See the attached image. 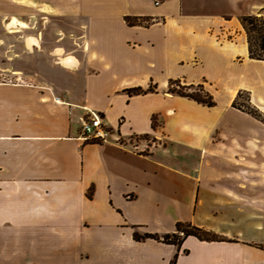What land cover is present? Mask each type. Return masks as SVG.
Returning <instances> with one entry per match:
<instances>
[{"label":"crops","instance_id":"crops-1","mask_svg":"<svg viewBox=\"0 0 264 264\" xmlns=\"http://www.w3.org/2000/svg\"><path fill=\"white\" fill-rule=\"evenodd\" d=\"M260 1L0 0V264H264V198L248 202L233 188L264 186V141L231 106L247 87L229 90L221 117L217 101L208 112L169 95L172 81L212 97L227 88L178 74L204 58L225 57L236 76L264 65L249 59L241 26L262 14ZM238 30L239 44L226 35ZM80 77L103 81V92L88 94ZM117 96L126 110L154 107L146 125L110 119ZM58 97L100 114L110 143L86 144ZM179 225L225 242L164 244Z\"/></svg>","mask_w":264,"mask_h":264},{"label":"rangeland","instance_id":"rangeland-1","mask_svg":"<svg viewBox=\"0 0 264 264\" xmlns=\"http://www.w3.org/2000/svg\"><path fill=\"white\" fill-rule=\"evenodd\" d=\"M259 1L260 0H256V2H259ZM263 2H264V0L260 1V3H262V4H263ZM261 12H262V14H264V6H263ZM226 35L228 36V38H230L232 40V42H234L233 40H235L237 38L236 42H237V44H239L243 41L241 35H244V32H242V31L239 32V30H238L237 33L232 31L230 33H227ZM237 35H238V37H236ZM224 39H226L225 36H224ZM119 45H121V44H119ZM205 51L208 53H211L209 50H205ZM208 53H206V54H208ZM204 60L205 61H202L203 62L202 67H200L198 69H193L191 67H185L184 70H179L178 74L179 75L181 74L183 77L189 78L191 80H194V79L198 80L201 75H205V77H207V79H209L210 82L214 84L213 87H217L218 89H222L223 85L227 86L226 89L219 90L218 93L216 94V96H213L215 102L217 101L216 102L217 103V108H216L217 112L213 115H217L219 117L224 116L226 113L225 111L227 110V103L229 102V99H230L229 90L234 89L236 86L239 87L241 85H244V87H247V90L240 88L236 92L234 98H232L231 106L237 101V97L240 94H242L241 99L238 100L236 103L237 108H245V109H248L250 111H253L258 116L264 117V65L263 64H255V66H252L254 64H251V66H249L245 69H243V68L241 69L240 67H238V76H236L235 71L237 70V68L236 67H230L227 63H225V60H226L225 57H223L220 60L219 58L216 59V56H215V61H220V63H215L214 60L210 57H208L206 59L204 58ZM238 61L243 62V59L239 58ZM253 67H254V69H253ZM80 76H81V74H80ZM80 78H81L80 84L82 85L81 88H87V89L91 88L90 90H87L88 94L95 96L99 92L100 93L103 92L102 88H100V86L103 85V81H101V82L95 81V83L90 87V85L88 83L89 81H87L85 78H82V77H80ZM173 82H176V81H172V83ZM179 85L181 87H188L189 86L188 84L183 86L182 82H179L177 85L174 84L172 89L175 91H179ZM112 88H115V83L112 86ZM155 89H156V93H158L160 95V91L158 92L159 87L157 86V87H155ZM170 90H171V88L169 89V93H170ZM195 91H196V88H194V90L188 91V92L193 93ZM169 95L172 96L173 98H175L176 101L186 100V99H182V98L178 97L176 94L172 95V93H170ZM103 96L104 95H102L99 98L96 97L95 99H92V100H102V99H104ZM122 99H123L122 96L114 97L113 102L114 103L117 102L116 107H118V109H120V110L117 112L109 113V115L111 116L110 119H115L116 116L122 115V117L120 116L117 119V122L119 123L120 126L126 124L127 117L128 118L132 117V121L135 122V124H137V125H140V126L146 125L148 115L151 113V111H153L154 107H152V106H150L144 102H139L137 104V106H134L133 108L126 110L123 107L120 108V105L122 104ZM248 99L251 100V104L249 103ZM216 109H213V110L206 109V110H208V112H210V111L214 112V110L216 111ZM256 109H258L259 112ZM182 112H184V111H181V113ZM124 114L126 117H124ZM74 117H76V116H74ZM107 119H109V118H107ZM252 121L255 124L253 127L251 125H247L250 132H253L254 136L256 135V137H258L259 139L264 141V127L261 126L260 124H258L257 122H255L254 120H252ZM153 124H154L155 128H158V126H160V124H162V120H160L159 115H155ZM78 125H79V123H78ZM78 125H77V128H78ZM138 130L142 131L143 128L140 127ZM177 135H179V134H177ZM144 139H147V138L142 137V138L138 139V141L144 140ZM162 142H163V140L161 138H154L153 141H152V139H147V144L150 146H153L154 144L155 145L161 144ZM177 160H180V159L171 160L167 164H172V165L176 166ZM195 162L196 161H194V159H192V164H194ZM192 164H188V166L191 167ZM233 188H234L235 192H237L241 196H244L245 198H247L248 202H251L252 200L260 201L264 198V186L259 187V188H257V187L253 188V187L248 186V188L245 187L244 189H238V187L235 186ZM241 190H243V191H241ZM202 194H203V192L201 193V195ZM209 198H210V196L208 195L207 199H209ZM211 201L216 203L214 201V199H211L210 201H208V203H212ZM221 202H219V203H221ZM223 203H227V202H223ZM262 235L263 236H261V238L264 239V234H262ZM180 236L183 237L182 235H180Z\"/></svg>","mask_w":264,"mask_h":264},{"label":"trees","instance_id":"trees-1","mask_svg":"<svg viewBox=\"0 0 264 264\" xmlns=\"http://www.w3.org/2000/svg\"><path fill=\"white\" fill-rule=\"evenodd\" d=\"M241 26L247 37V45L249 51V59L251 61L264 63V15H259L255 17H244L241 19ZM177 85L178 83H170V93L172 95L176 94L178 97L182 99H187L192 101L200 106H203L207 109H214L216 107V103L214 98L205 91L203 86H190V87H181L179 85V91H175L172 89L173 85ZM196 88V91L193 93H189L188 91H192ZM154 91L150 88L148 91H144L143 89H134L128 90L125 93L127 96H141L149 93H153ZM242 94L237 97V101L241 99ZM237 101L232 105V108L244 113L260 124L264 126V117L258 116L253 111H250L245 108H237ZM251 104V100H249ZM253 109V108H252ZM254 110V109H253ZM258 112L259 110L256 109ZM256 111V112H257ZM90 199L92 198V190L90 191ZM178 235L167 236L163 239V243L170 246L181 247L185 240L189 238H194L201 243H223L225 242L218 236L205 233L199 229L191 228L190 226L179 225L177 227ZM182 235L183 237H181ZM156 237H147V239H152ZM181 238V239H180ZM172 264H176L173 262Z\"/></svg>","mask_w":264,"mask_h":264},{"label":"built area","instance_id":"built-area-1","mask_svg":"<svg viewBox=\"0 0 264 264\" xmlns=\"http://www.w3.org/2000/svg\"><path fill=\"white\" fill-rule=\"evenodd\" d=\"M156 8L160 7L163 0H151ZM56 108L67 106L72 116L78 117L82 122L81 138L86 144H108L112 138V131L105 125L103 117L87 108L66 104L58 97L53 100Z\"/></svg>","mask_w":264,"mask_h":264},{"label":"bare ground","instance_id":"bare-ground-1","mask_svg":"<svg viewBox=\"0 0 264 264\" xmlns=\"http://www.w3.org/2000/svg\"><path fill=\"white\" fill-rule=\"evenodd\" d=\"M167 98H171L170 96H167ZM243 159V158H242Z\"/></svg>","mask_w":264,"mask_h":264}]
</instances>
